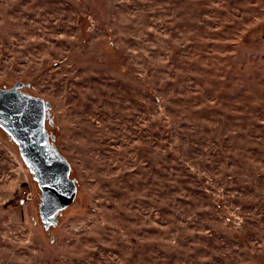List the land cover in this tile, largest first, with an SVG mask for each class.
I'll return each mask as SVG.
<instances>
[{
    "label": "rangeland",
    "instance_id": "374dc122",
    "mask_svg": "<svg viewBox=\"0 0 264 264\" xmlns=\"http://www.w3.org/2000/svg\"><path fill=\"white\" fill-rule=\"evenodd\" d=\"M16 83L76 197L0 128V264H264V0H0Z\"/></svg>",
    "mask_w": 264,
    "mask_h": 264
},
{
    "label": "water",
    "instance_id": "95a60500",
    "mask_svg": "<svg viewBox=\"0 0 264 264\" xmlns=\"http://www.w3.org/2000/svg\"><path fill=\"white\" fill-rule=\"evenodd\" d=\"M23 83L11 90L0 91V127L19 147L25 164L41 191L38 207L41 220L47 228L56 222L55 216L70 206L76 187L68 176L70 166L48 144L44 132L45 109L50 105L18 91Z\"/></svg>",
    "mask_w": 264,
    "mask_h": 264
},
{
    "label": "flooded vegetation",
    "instance_id": "af4514ba",
    "mask_svg": "<svg viewBox=\"0 0 264 264\" xmlns=\"http://www.w3.org/2000/svg\"><path fill=\"white\" fill-rule=\"evenodd\" d=\"M23 87H24V86H23ZM23 87L19 88L18 91L21 90ZM19 92H20V91H19ZM22 94H23V93H22ZM24 95H26V94H24ZM45 110H46V111H45V119H46V114H47V110H48V109H45ZM45 119H44V121H45Z\"/></svg>",
    "mask_w": 264,
    "mask_h": 264
},
{
    "label": "trees",
    "instance_id": "16d2710c",
    "mask_svg": "<svg viewBox=\"0 0 264 264\" xmlns=\"http://www.w3.org/2000/svg\"><path fill=\"white\" fill-rule=\"evenodd\" d=\"M1 128V127H0ZM2 129V128H1ZM2 130H4V129H2ZM5 131V130H4Z\"/></svg>",
    "mask_w": 264,
    "mask_h": 264
}]
</instances>
